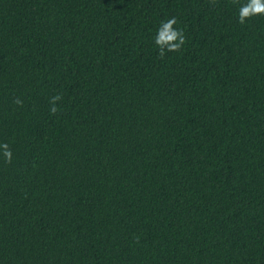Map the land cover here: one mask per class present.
I'll return each instance as SVG.
<instances>
[{
    "label": "trees",
    "instance_id": "obj_1",
    "mask_svg": "<svg viewBox=\"0 0 264 264\" xmlns=\"http://www.w3.org/2000/svg\"><path fill=\"white\" fill-rule=\"evenodd\" d=\"M243 3L0 0V264H264V15L241 25ZM173 16L186 43L160 59Z\"/></svg>",
    "mask_w": 264,
    "mask_h": 264
},
{
    "label": "clouds",
    "instance_id": "obj_2",
    "mask_svg": "<svg viewBox=\"0 0 264 264\" xmlns=\"http://www.w3.org/2000/svg\"><path fill=\"white\" fill-rule=\"evenodd\" d=\"M210 2L215 5L216 0H210ZM233 3H239V0H233ZM262 15H264V0H245V3L239 7L238 23L243 25L247 20ZM177 24L178 20L175 16L166 21H161L154 39V43L159 49L158 56L160 59L165 57L166 52H179L186 43L185 33L182 28L175 27ZM62 99L63 97L59 93L51 97L50 113L52 115L59 111L56 104ZM13 103L22 106L23 102L16 98ZM0 156L3 157L5 163L10 164L12 162V149L8 142L0 143ZM136 242H139V237H136Z\"/></svg>",
    "mask_w": 264,
    "mask_h": 264
}]
</instances>
